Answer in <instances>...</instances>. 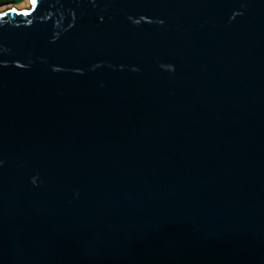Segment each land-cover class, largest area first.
Listing matches in <instances>:
<instances>
[{"label":"water","instance_id":"water-1","mask_svg":"<svg viewBox=\"0 0 264 264\" xmlns=\"http://www.w3.org/2000/svg\"><path fill=\"white\" fill-rule=\"evenodd\" d=\"M0 264H264V0L0 11Z\"/></svg>","mask_w":264,"mask_h":264},{"label":"rangeland","instance_id":"rangeland-1","mask_svg":"<svg viewBox=\"0 0 264 264\" xmlns=\"http://www.w3.org/2000/svg\"><path fill=\"white\" fill-rule=\"evenodd\" d=\"M28 1H29V0H24V1H22L21 3H18V4H11V3H9V4L1 5V6H0V11L3 10V9L8 8L9 6H11V7H12V6L19 7V6L23 5L24 3L28 2Z\"/></svg>","mask_w":264,"mask_h":264},{"label":"trees","instance_id":"trees-1","mask_svg":"<svg viewBox=\"0 0 264 264\" xmlns=\"http://www.w3.org/2000/svg\"><path fill=\"white\" fill-rule=\"evenodd\" d=\"M22 1L24 0H0V6L1 5H4V4H18V3H21Z\"/></svg>","mask_w":264,"mask_h":264},{"label":"bare ground","instance_id":"bare-ground-1","mask_svg":"<svg viewBox=\"0 0 264 264\" xmlns=\"http://www.w3.org/2000/svg\"><path fill=\"white\" fill-rule=\"evenodd\" d=\"M28 3H29V1L28 2H26V3H24L23 5H21V6H19V7H16V8H18L19 10H24L25 8H26V6H28ZM8 8H11V6H9ZM7 9V8H6ZM4 10V9H3ZM2 11V10H1Z\"/></svg>","mask_w":264,"mask_h":264},{"label":"snow or ice","instance_id":"snow-or-ice-1","mask_svg":"<svg viewBox=\"0 0 264 264\" xmlns=\"http://www.w3.org/2000/svg\"><path fill=\"white\" fill-rule=\"evenodd\" d=\"M33 5L35 6L36 0H32Z\"/></svg>","mask_w":264,"mask_h":264}]
</instances>
